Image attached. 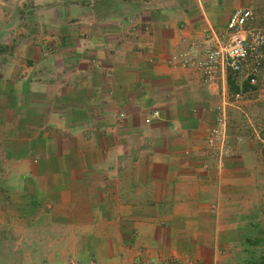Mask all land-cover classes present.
I'll use <instances>...</instances> for the list:
<instances>
[{
    "label": "crops",
    "instance_id": "crops-1",
    "mask_svg": "<svg viewBox=\"0 0 264 264\" xmlns=\"http://www.w3.org/2000/svg\"><path fill=\"white\" fill-rule=\"evenodd\" d=\"M234 8L205 0H0V18L31 11L58 36L48 53L17 43L16 63L42 99L46 128L35 145L48 151L33 175L59 197L67 225L87 233L90 263L222 264L241 243L224 228L242 217L252 185L247 156L239 149L220 156L205 136L219 102L227 101L229 138L238 130L233 107L247 115L251 102L229 99L230 70L208 84L196 68L171 60L225 41ZM256 10L248 29L261 16Z\"/></svg>",
    "mask_w": 264,
    "mask_h": 264
},
{
    "label": "rangeland",
    "instance_id": "rangeland-1",
    "mask_svg": "<svg viewBox=\"0 0 264 264\" xmlns=\"http://www.w3.org/2000/svg\"><path fill=\"white\" fill-rule=\"evenodd\" d=\"M205 1H219L233 8L248 6L256 13L260 6L261 16H257L253 27L264 32V0H247V4L246 0ZM24 6L31 8V3ZM43 10L46 9L39 8L38 12ZM18 15L14 20L0 18V46H7L0 49V264H92L87 255V233H81L79 226L67 225L70 221H66L68 214H64L59 197L49 193L46 180L33 175L48 151L46 146L35 145L38 130L46 128L39 123L38 106L42 99H38L31 84L19 78L16 63L21 57L15 48L17 43L42 44V53H48L58 36L47 28V19L36 22L35 15L24 10ZM243 71L231 76L249 83L247 68ZM235 86H240V92L231 90L229 94L234 105L239 106L244 100L251 103L247 115L233 107L232 122L238 130L231 135L229 132L228 139L243 138L239 144L229 143L226 156L238 149L243 151L252 185L244 200L242 217L235 220L234 227L224 228L231 231L229 237H238L241 243L230 247L222 264H239L240 259L264 256V67L246 89L245 83ZM237 93L239 97H235Z\"/></svg>",
    "mask_w": 264,
    "mask_h": 264
},
{
    "label": "built area",
    "instance_id": "built-area-1",
    "mask_svg": "<svg viewBox=\"0 0 264 264\" xmlns=\"http://www.w3.org/2000/svg\"><path fill=\"white\" fill-rule=\"evenodd\" d=\"M254 17L255 11L251 7L234 8L227 20L228 37L225 41H219L215 45L208 41L203 45L199 54L190 49L180 54H174L171 58L172 62L181 67L196 68L208 84L215 83L219 73L224 69L239 73L243 68H247L249 83H254L256 76L264 67V32L256 28H246ZM239 95L237 93L235 97H239ZM152 113L158 115V110H154ZM149 120L150 118H146L145 121ZM205 141L210 146L218 144L220 156H226L229 153L225 102L217 105ZM166 264L199 263L195 259L187 257L169 258Z\"/></svg>",
    "mask_w": 264,
    "mask_h": 264
},
{
    "label": "trees",
    "instance_id": "trees-1",
    "mask_svg": "<svg viewBox=\"0 0 264 264\" xmlns=\"http://www.w3.org/2000/svg\"><path fill=\"white\" fill-rule=\"evenodd\" d=\"M227 78H228V84H229L230 90H232L233 93L234 92H238L239 89L233 84V80H232L231 73L228 74V77ZM245 85H246V87L243 88V89H246L247 86H249L248 80H247V82H245ZM239 264H264V256L250 258V259H240Z\"/></svg>",
    "mask_w": 264,
    "mask_h": 264
}]
</instances>
